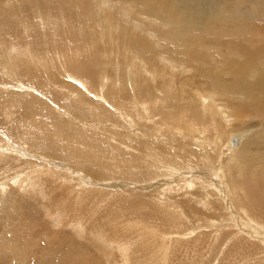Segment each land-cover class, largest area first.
I'll return each instance as SVG.
<instances>
[{
    "label": "rangeland",
    "instance_id": "1",
    "mask_svg": "<svg viewBox=\"0 0 264 264\" xmlns=\"http://www.w3.org/2000/svg\"><path fill=\"white\" fill-rule=\"evenodd\" d=\"M232 5L245 15L237 22L252 26L180 25L189 41L208 40L184 56L170 36L175 25L152 20L138 0H0V264H264V254L256 255L263 233L236 225H245L237 215L264 221V168L233 175L240 191L249 189L235 202L217 163L225 167L231 134L242 145L247 139L252 148L242 152L253 156L255 140L264 137V108L233 121L219 143L221 122H210L202 100L240 113L235 102L248 96L237 90L234 97L236 82L225 73L242 70L244 52L264 43V0L212 8L217 14ZM235 44L246 49L235 53ZM202 71L224 88L215 89ZM22 235L37 239L14 246Z\"/></svg>",
    "mask_w": 264,
    "mask_h": 264
},
{
    "label": "bare ground",
    "instance_id": "2",
    "mask_svg": "<svg viewBox=\"0 0 264 264\" xmlns=\"http://www.w3.org/2000/svg\"><path fill=\"white\" fill-rule=\"evenodd\" d=\"M140 5L142 7H144V10H145V13L147 15L148 14V17H151L152 20L155 19L157 21H160V22H163V23H166L167 24H172V25H175L174 29L170 32V36L173 37L174 39H177L180 41V44L183 46L182 50H181V54L182 55H186L187 54H191L193 52H191L192 48L198 50V47L197 45H200V44H203L202 42H208V40L206 39H203V40H200L199 39V36L198 38L195 37V40L193 41H189L187 38L189 36H192L190 33L188 32H184L182 30L179 29V26L180 25H183V26H186V27H189L191 28L190 26H205L208 22H210L211 20H216V21H222L224 22V27H228L229 29H231L232 31L233 30H239L240 29H248L250 28L252 25H248L247 26H244L245 23L243 22H237V18H242L244 17L245 15L239 13L232 5L231 7L227 8L224 12L220 11L218 12L217 14H214V11L215 9H213L212 7H214L216 5L217 8H220L221 7V4H224L226 0H138ZM230 1V0H229ZM253 1V0H252ZM256 1V0H255ZM260 1V0H259ZM219 3V4H217ZM102 4V3H101ZM103 5V4H102ZM94 6V5H93ZM100 6V5H99ZM112 6V5H111ZM110 4H109V7H111ZM75 7V6H74ZM95 7V6H94ZM31 8V7H30ZM101 8H104L103 6H101ZM111 9V8H110ZM24 10V9H23ZM97 10V9H96ZM100 10V9H99ZM99 10H98V13H99ZM105 11V10H104ZM115 11V9H114ZM108 12V11H107ZM95 13V12H94ZM93 13V14H94ZM116 13V12H115ZM119 13V12H118ZM142 13V12H141ZM216 13V12H215ZM39 14V13H37ZM41 14V13H40ZM44 15V14H43ZM89 15H92V14H89ZM97 15V13H96ZM99 15V14H98ZM101 15V13H100ZM104 15V14H103ZM102 15V16H103ZM106 15V14H105ZM104 15V16H105ZM112 15V13L110 14ZM140 15V14H139ZM62 16V15H61ZM116 16V15H115ZM124 16L126 17V15L124 14ZM40 17V16H39ZM46 17V16H45ZM95 17V16H94ZM99 17V16H98ZM108 17V16H107ZM122 17V16H120ZM146 17V18H148ZM41 18V17H40ZM104 18V17H103ZM47 19V18H46ZM101 19V18H100ZM111 19V18H110ZM109 19V20H110ZM122 20H124L123 18H121ZM48 20V19H47ZM51 20V19H50ZM126 20V18H125ZM124 20V22H125ZM146 20V19H145ZM52 21V20H51ZM56 20H54L55 22ZM106 21V20H105ZM80 22V21H79ZM107 22H108V19H107ZM148 22V21H147ZM40 23V22H39ZM114 23V22H113ZM53 24V22H52ZM82 24V23H79V25ZM121 22L117 25H120ZM152 24V23H151ZM57 25V24H55ZM96 25V24H95ZM94 25V26H95ZM112 25H115V24H112ZM127 25V23H126ZM141 25V24H140ZM146 25V24H145ZM144 25V26H145ZM53 26V25H52ZM81 26V25H80ZM79 26V27H80ZM94 26H91V27H94ZM100 26V25H99ZM214 26V25H213ZM41 27V26H40ZM83 27V26H82ZM85 27V26H84ZM83 27V28H84ZM88 27V26H87ZM96 27V26H95ZM150 27V25H149ZM173 27V26H172ZM54 28V27H53ZM88 28V29H89ZM101 28V26H100ZM100 28H98L100 30ZM114 28V27H113ZM193 28V27H192ZM80 29V28H79ZM93 29V28H92ZM97 29V30H98ZM147 29V28H146ZM172 29V28H171ZM96 30V31H97ZM62 31V30H61ZM81 31V30H80ZM101 31V30H100ZM149 31V30H148ZM83 32V31H82ZM98 32V31H97ZM155 32V31H154ZM244 32V31H243ZM63 33V32H62ZM114 33V32H113ZM116 33V31H115ZM97 34V33H95ZM109 34V33H108ZM112 34V33H110ZM109 34V35H110ZM98 35V34H97ZM125 36V34H124ZM223 37V36H222ZM227 37V36H226ZM230 37V36H229ZM240 37V36H238ZM126 38V37H125ZM212 38V37H210ZM231 38V37H230ZM152 39V37H151ZM213 39V38H212ZM229 39V38H228ZM124 40V38H123ZM101 41V40H100ZM211 41V40H210ZM233 41V40H232ZM212 42V41H211ZM222 42V41H221ZM102 44V43H101ZM158 44V43H157ZM177 44V43H176ZM175 45V44H174ZM64 46V45H63ZM176 46V45H175ZM216 46V45H215ZM108 47V46H107ZM179 47V46H178ZM231 48H233L232 46H230ZM68 48V47H67ZM70 48V47H69ZM114 48V47H113ZM125 48V47H124ZM127 48V47H126ZM234 48L236 49L235 53H238L239 52V46L238 45H234ZM246 49V47H243ZM241 49L242 51H244L245 49ZM248 48V47H247ZM117 49V48H116ZM135 49V48H134ZM177 49V48H175ZM110 50V49H109ZM120 50V49H119ZM118 51V50H117ZM180 51V49H179ZM247 53L244 52L245 54V57H246V62L243 63V68L242 70H235V69H232L230 72H226L225 74H230L231 77L229 76V81H234L236 83L232 84V89H233V93H234V97L235 96H240L239 95V92L241 90H244V92H247L248 93V96L247 97H239L241 100H239L238 98V101H236V105L239 106V108L241 107L242 111H240V113L237 112V110L232 107V109H226L224 107H221L219 106L216 101H214L213 99H211L210 97H205L202 96V100H203V105L205 106L206 110H207V114H210L212 117H211V120L210 122L212 121H215L216 119H218L220 122H221V126L222 128L217 130V136H218V141L219 143L222 140V138H224V131L227 132V130L229 129V132L232 130L233 127H235V123L236 121H238L239 119H241L244 115L246 114H253L254 112H259L260 110H262L264 108V68H262V65L264 63V43L263 42H260V41H257L256 42V47H252V49H248L246 50ZM107 52V50L105 51ZM104 52V53H105ZM134 52V51H133ZM141 52V51H140ZM143 52V51H142ZM175 53H178L177 50ZM174 53V54H175ZM90 54V53H88ZM137 54V53H136ZM141 54V53H140ZM168 54V53H167ZM172 54V52H171ZM78 55V54H77ZM86 55V54H85ZM105 55V54H104ZM108 55V53H107ZM105 55V56H107ZM117 55H118V52H117ZM169 55V54H168ZM30 56V55H29ZM32 56V55H31ZM115 56V55H114ZM130 56V55H129ZM144 56V55H142ZM175 56V55H174ZM25 57V56H24ZM163 57V56H162ZM183 57V56H181ZM26 58V57H25ZM31 58V57H29ZM161 58V57H160ZM234 58H241L240 55L236 56V57H229L228 60L231 64H234ZM32 59V58H31ZM97 59V58H96ZM146 59V57H145ZM191 59L193 60H199L200 62H203V63H206L203 59H201L199 57V55L197 54H194ZM16 61V59H15ZM19 61V60H18ZM47 61V60H45ZM159 61V60H158ZM14 62V61H13ZM17 62V61H16ZM102 62V61H101ZM104 62V61H103ZM131 62V61H130ZM49 63V61H48ZM132 63V62H131ZM140 63V62H139ZM118 64V63H117ZM149 64V63H148ZM165 64V63H164ZM47 65V64H46ZM51 65V64H50ZM53 63H52V66L53 67ZM119 65V64H118ZM131 65V64H130ZM139 65V64H138ZM147 65V64H146ZM159 65H161L159 63ZM158 65V66H159ZM106 66V65H104ZM109 66V65H108ZM134 66V65H133ZM162 66V65H161ZM175 66V65H174ZM50 67V68H51ZM153 68V67H152ZM163 68V67H162ZM252 68V69H251ZM77 69V68H76ZM135 69V68H134ZM144 69V68H143ZM154 69V68H153ZM136 70V69H135ZM140 70V69H139ZM138 70V71H139ZM142 70V69H141ZM140 70V71H141ZM145 70V69H144ZM230 70V69H229ZM154 71V70H153ZM156 71V70H155ZM228 71V70H226ZM160 72V71H159ZM143 73V72H142ZM141 73V74H142ZM152 73V71H151ZM157 73V72H156ZM155 73V74H156ZM161 73V72H160ZM212 73V72H211ZM237 76H236V74ZM154 74V73H153ZM158 74V73H157ZM201 74L207 76V78L211 79V83L213 85V87L215 89H222L224 88V82L221 81L219 78L217 77H214L212 76L211 74H205L204 71L201 72ZM132 75V74H131ZM135 75V74H134ZM160 75V74H159ZM136 76V75H135ZM139 76V75H138ZM140 77V76H139ZM156 77V76H155ZM154 77V78H155ZM163 77V76H162ZM175 77V76H174ZM158 78V77H157ZM173 78V77H172ZM130 79V78H128ZM253 79H256L255 82H253ZM138 79L136 78V81ZM147 80V79H146ZM162 80V79H161ZM170 80V79H169ZM167 81V80H166ZM171 81V80H170ZM163 82V80L161 81ZM139 83V82H138ZM165 84V83H164ZM167 84V83H166ZM173 84V83H172ZM147 85V84H146ZM172 86V85H171ZM170 86V87H171ZM169 87V86H168ZM176 87V86H175ZM181 87V86H180ZM125 88V87H124ZM167 88V87H166ZM172 88V87H171ZM169 89V88H168ZM237 90H239V92H237ZM184 90L180 89V93H182ZM123 92V91H122ZM169 92V90H168ZM1 93V91H0ZM171 93V92H170ZM169 93V94H170ZM166 94V93H165ZM1 95V94H0ZM117 94L115 93L112 98H114V96H116ZM163 99V98H162ZM166 99V98H165ZM173 99V97H172ZM180 99V98H179ZM161 100V98H158L157 101L155 103H159V101ZM164 100V99H163ZM166 102V101H165ZM138 103V102H137ZM161 105V104H159ZM158 105V106H159ZM141 106V105H140ZM162 106V105H161ZM142 107V106H141ZM186 110V109H185ZM234 110V111H233ZM264 110V109H263ZM150 112V110H147V112ZM156 111V110H155ZM187 111V110H186ZM152 112V111H151ZM154 112V111H153ZM152 112V113H153ZM156 113V112H154ZM169 113V112H167ZM255 113V114H256ZM147 114V113H146ZM166 114V113H165ZM184 114V113H183ZM244 114V115H243ZM151 115V114H149ZM148 115V116H149ZM254 115V114H253ZM249 116V115H248ZM131 117V116H130ZM163 117V115H162ZM170 116H168L169 118ZM178 118V117H177ZM76 119V118H75ZM180 119V118H179ZM209 118H207L208 120ZM159 120V119H158ZM178 120V119H177ZM236 120V121H235ZM123 121V120H122ZM235 121V123L233 122ZM174 123H177L175 121H173ZM234 125H233V123ZM239 123H242V122H239ZM264 123V122H263ZM159 124V123H158ZM253 124V123H252ZM167 127H170V126H177V127H182V125L179 123L178 125H173V124H170V126H168V123L166 122L165 124ZM213 125L217 128V124L214 122ZM254 126V125H253ZM88 127V126H87ZM238 127V126H237ZM247 127V126H245ZM90 128V127H89ZM184 128L186 131H190V132H197V130L195 129V127H191L190 129L188 127H182ZM240 128V127H239ZM238 129V128H237ZM254 129V128H253ZM258 129V128H257ZM262 129V128H261ZM140 130V129H139ZM138 130V131H139ZM142 132V129L141 131ZM144 132V130H143ZM257 133V132H256ZM143 134V133H141ZM177 135V134H175ZM234 134H231L232 136V141H235L233 144L229 143L230 140L227 141V144H225V148L227 149V156H226V162L225 163V167H223L222 165V161L221 162H217L223 169V174H224V179H225V183L228 187V189L230 190V196L233 200H235V202L237 201V196H238V192L240 191L239 189V186L237 188L236 186V183L234 182L235 178L233 175L237 176L238 178L241 177V171H243V174H244V178H245V174L248 173L250 175H254V173L257 171V168H264V164H263V158H264V148H259L258 147V144H260V142H262L263 144V140H264V137L261 139V140H258L257 139V142L255 140V145H256V151L253 153V156H250V153H249V156L245 158V154L242 152L247 150L249 151L252 147H248L249 145V141L246 139L245 142L243 143L242 145V142L241 141H237V139L235 138V135L233 136ZM229 136V135H227ZM241 137V135H239ZM246 138V136L244 135V139ZM258 138V137H256ZM225 140V139H224ZM241 140V139H240ZM253 140V141H254ZM99 142V141H98ZM198 143H200L198 141ZM37 145V143H36ZM45 145V144H44ZM264 146V144H263ZM39 147V146H38ZM37 148V146H36ZM40 148V147H39ZM43 148V147H42ZM48 148V147H47ZM216 149H217V146H216ZM255 149V148H254ZM38 150V149H37ZM104 155V154H103ZM151 156V155H150ZM224 156V155H223ZM45 157V156H44ZM3 158V154H0V159ZM245 160V163H243L242 166H240L239 164H237L236 162L238 160ZM154 161V160H153ZM62 162V161H61ZM155 163V162H154ZM56 164V163H55ZM60 165V164H59ZM63 166V165H62ZM65 166V165H64ZM218 166V165H217ZM136 167V166H135ZM218 170L220 171L221 173V170L218 168ZM81 171V170H80ZM84 173H82L79 177L82 181H85V183L87 182L85 179H84ZM147 176V174H146ZM59 177V176H58ZM57 177V178H58ZM150 178V176L148 177ZM234 178V179H233ZM260 179L261 181L264 183V169L262 171V174L260 175ZM246 180V179H245ZM131 181V180H130ZM142 181V180H141ZM146 181V180H145ZM220 181V180H219ZM252 181L254 182V184H256V181H257V178L256 176H253L252 178ZM106 182V181H105ZM237 182V181H236ZM83 183V182H82ZM157 183V182H155ZM240 183V182H239ZM125 184V183H123ZM241 184V183H240ZM119 185V184H118ZM160 185V184H159ZM162 185V184H161ZM242 185V184H241ZM83 186H87L86 184L83 185ZM89 186V185H88ZM112 186V185H111ZM139 186V185H138ZM153 186V185H152ZM135 187V186H134ZM156 187V186H155ZM159 187V186H158ZM243 187V186H242ZM86 188V187H85ZM89 188V187H88ZM97 188V187H96ZM109 188V187H108ZM121 188V187H119ZM157 188V187H156ZM247 189V187H246ZM100 190V189H99ZM145 190V189H144ZM151 190V189H150ZM155 190V189H154ZM97 191V190H96ZM142 191V190H141ZM87 193V195L89 194V190L88 192L85 191ZM242 192L244 191H240L239 193H241L242 195ZM248 192H249V189H247L246 192H244L245 196H248ZM79 193V192H78ZM113 193V192H112ZM141 194V193H140ZM224 194V193H223ZM136 195V194H135ZM143 196L145 195L144 193L142 194ZM141 195V196H142ZM215 193L211 191V193L208 195V196H211V197H214ZM138 199L140 198V196H137ZM145 197V196H144ZM242 198V196H240ZM262 199H263V196L261 195ZM75 198V197H74ZM81 198H84V196H82ZM151 198V197H150ZM143 199V198H142ZM141 199H139L140 202L142 203H146V202H143ZM149 199V198H148ZM135 200V198H134ZM137 200L133 201L134 203L136 202ZM148 201V200H147ZM154 201V200H153ZM264 201V199H263ZM262 201V205L261 206H264V202ZM132 202V204H133ZM150 202V201H149ZM242 202V200L240 201ZM137 204V203H136ZM140 204V203H139ZM183 203H181L182 205ZM243 203H241L240 205H243ZM95 205V204H94ZM97 206V205H96ZM145 206V205H144ZM98 207V206H97ZM236 209L239 210V207L235 206ZM92 208V207H91ZM168 208V207H167ZM89 209V208H88ZM94 209V208H93ZM245 208H243L244 210ZM259 211V210H258ZM182 212V211H181ZM139 213V212H138ZM242 213V212H241ZM260 213V212H259ZM235 214V213H234ZM64 215V214H63ZM88 215V214H87ZM183 215V214H182ZM260 217L261 216V213L259 214ZM237 219H240V220H243L245 221V225H241L240 223H236V225H238V227H248V226H251L253 227L254 229L257 230V232H259L261 234V232L263 233L261 236H264V231L260 228H258L255 224L258 223V224H264V221H261L260 218H258L257 214L255 216L254 215H250V214H246V215H237ZM247 216H249V218L254 221V222H250V220H248ZM127 219V218H126ZM236 219V220H237ZM95 220V219H94ZM264 220V219H263ZM180 221V220H179ZM96 222V221H95ZM84 223V222H83ZM95 224V223H94ZM96 225V224H95ZM94 226V225H93ZM101 226V225H100ZM151 226V225H150ZM242 230V228L240 229ZM140 231V230H139ZM240 232V231H239ZM246 232L249 233V231L246 229ZM242 233V232H241ZM40 234V233H39ZM189 235V234H188ZM24 238H23V244H16L14 246H26V244H31L33 241H35L36 239H34V237L32 236H28L26 237L25 235H22ZM21 236V237H22ZM236 236V235H235ZM135 238V237H134ZM138 239V238H137ZM258 239V238H257ZM260 239V238H259ZM5 240H9L8 237L5 238ZM3 242V240H2ZM159 242V241H158ZM255 242V240L253 241ZM9 243V242H8ZM163 244V243H162ZM161 245V244H160ZM217 245V243H216ZM11 246V244H10ZM154 246V245H153ZM168 246V245H167ZM173 246V244H172ZM218 246V245H217ZM166 247V246H165ZM164 247V248H165ZM237 247V246H236ZM240 247V245H239ZM261 247V249H260ZM162 248V250L164 249ZM17 249V248H16ZM231 249V248H230ZM245 249V248H244ZM258 250V252L256 253L257 255V258L258 260L260 259L261 256H263L264 254V244H260L258 245V247L256 248ZM262 250V251H260ZM16 251V250H15ZM157 254V253H156ZM141 255V254H140ZM106 257V255H104ZM169 257V256H168ZM150 258V257H149ZM65 259V258H64ZM264 259V258H263ZM63 260V259H62ZM66 260V259H65ZM149 260V259H148ZM164 260V259H163ZM21 261H24L23 258H21ZM12 262V264H17L16 262L14 261H10ZM60 262V261H59ZM64 262V261H63ZM54 263H56L54 261ZM62 263V262H61ZM60 263V264H61ZM151 263V262H150ZM44 264V263H42ZM46 264V263H45ZM126 264V263H125ZM160 264V263H159Z\"/></svg>",
    "mask_w": 264,
    "mask_h": 264
},
{
    "label": "flooded vegetation",
    "instance_id": "3",
    "mask_svg": "<svg viewBox=\"0 0 264 264\" xmlns=\"http://www.w3.org/2000/svg\"><path fill=\"white\" fill-rule=\"evenodd\" d=\"M4 142L0 143V154H3L2 161L5 159V146ZM4 146V147H3Z\"/></svg>",
    "mask_w": 264,
    "mask_h": 264
}]
</instances>
